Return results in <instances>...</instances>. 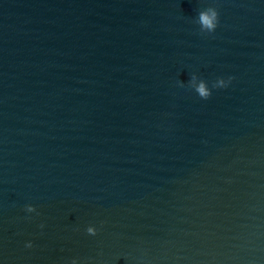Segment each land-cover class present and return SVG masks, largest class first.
Segmentation results:
<instances>
[{
  "label": "water",
  "instance_id": "water-1",
  "mask_svg": "<svg viewBox=\"0 0 264 264\" xmlns=\"http://www.w3.org/2000/svg\"><path fill=\"white\" fill-rule=\"evenodd\" d=\"M0 264H264V0H0Z\"/></svg>",
  "mask_w": 264,
  "mask_h": 264
},
{
  "label": "clouds",
  "instance_id": "clouds-1",
  "mask_svg": "<svg viewBox=\"0 0 264 264\" xmlns=\"http://www.w3.org/2000/svg\"><path fill=\"white\" fill-rule=\"evenodd\" d=\"M201 15H202V22H203V24H204L205 26H209V27L214 26V17H215V13H214V12L209 11L208 13H206V14H205V13H202ZM229 79H231V77H230ZM218 82H219L221 85L225 84V81H224V80H220V81H218ZM199 91H200L202 94H204V95H207V94H208V91H207V89L205 88V86H204L203 83H201V84L199 85ZM89 231L91 232L92 229L89 228Z\"/></svg>",
  "mask_w": 264,
  "mask_h": 264
}]
</instances>
